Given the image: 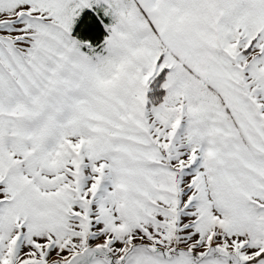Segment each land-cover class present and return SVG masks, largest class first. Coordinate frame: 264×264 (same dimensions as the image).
<instances>
[{"label": "snow or ice", "instance_id": "obj_1", "mask_svg": "<svg viewBox=\"0 0 264 264\" xmlns=\"http://www.w3.org/2000/svg\"><path fill=\"white\" fill-rule=\"evenodd\" d=\"M0 264H264V0H0Z\"/></svg>", "mask_w": 264, "mask_h": 264}]
</instances>
